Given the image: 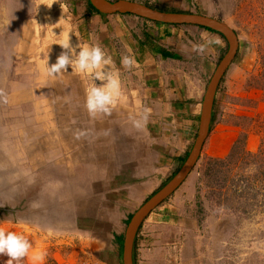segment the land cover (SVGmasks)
I'll use <instances>...</instances> for the list:
<instances>
[{
    "label": "rangeland",
    "instance_id": "obj_1",
    "mask_svg": "<svg viewBox=\"0 0 264 264\" xmlns=\"http://www.w3.org/2000/svg\"><path fill=\"white\" fill-rule=\"evenodd\" d=\"M134 1L221 20L238 43L217 85L199 158L144 219L134 264H264V0ZM39 3L0 0V89L8 98L0 103V227L30 240L21 264H123L129 216L175 174L184 155L163 151L170 145L163 136L174 126L164 131L152 112L145 122L139 96L124 92L126 108L116 102L111 115L92 116L86 91L100 81L71 68L45 74L48 56L54 63L62 51L57 43L68 35L74 46L89 41L75 7L85 0L53 3L63 5V31L43 7L47 0ZM176 27L181 56L212 63L206 89L227 41L208 43L201 27ZM194 44L209 45L208 52L194 51ZM135 121L144 137L132 140L127 129ZM79 131L86 135L77 139ZM7 261L0 256V264Z\"/></svg>",
    "mask_w": 264,
    "mask_h": 264
},
{
    "label": "crops",
    "instance_id": "obj_2",
    "mask_svg": "<svg viewBox=\"0 0 264 264\" xmlns=\"http://www.w3.org/2000/svg\"><path fill=\"white\" fill-rule=\"evenodd\" d=\"M75 7L83 24L87 25L83 34L88 44H99L106 56L111 58L109 69L119 75L123 89L121 96L124 97L125 93L128 98L134 94L139 96V110L147 109L148 113L156 114L155 119L158 121L152 120V123L160 120L158 124H161L164 131L174 126L168 139L166 133L163 136L164 141L169 140L170 143L168 149L163 151L178 157L184 155L186 144L198 129L204 81L212 63L199 57L198 61L193 60L189 54L181 56L183 49L177 46L179 41L175 42L172 37L177 25L155 21L149 23L147 19L131 13H96L89 10L87 0L83 6ZM201 33L208 39L221 37L206 29L201 30ZM207 47L205 50L208 52ZM210 49L213 50L212 46ZM126 55L135 61L131 69L122 66V57ZM122 97L117 103L119 107L125 105L126 108L129 102L122 100ZM133 125L128 127L127 137L132 140L138 136L143 138L142 126L138 128ZM136 240L137 234L134 238Z\"/></svg>",
    "mask_w": 264,
    "mask_h": 264
},
{
    "label": "water",
    "instance_id": "obj_3",
    "mask_svg": "<svg viewBox=\"0 0 264 264\" xmlns=\"http://www.w3.org/2000/svg\"><path fill=\"white\" fill-rule=\"evenodd\" d=\"M89 2L101 13H131L155 22L207 27L221 33L228 44L227 51L219 61L206 86L201 103L196 138L187 157L175 174L147 198L128 221L123 236L122 262L123 264H134L132 256L134 238L141 223L154 208L161 204L181 185L199 158L200 150L209 132L215 91L221 76L232 62L237 51V37L234 30L223 21L202 14L159 10L134 0H89Z\"/></svg>",
    "mask_w": 264,
    "mask_h": 264
},
{
    "label": "clouds",
    "instance_id": "obj_4",
    "mask_svg": "<svg viewBox=\"0 0 264 264\" xmlns=\"http://www.w3.org/2000/svg\"><path fill=\"white\" fill-rule=\"evenodd\" d=\"M57 0H52L51 4H45L51 7ZM43 4V3H41ZM61 5V4H60ZM61 8L64 11L63 5ZM10 23V22H9ZM208 43H215L222 46L219 37L210 39ZM62 51L56 57L54 63L49 64V56L45 65L44 72L47 76L55 77L64 72H77L79 74H88L99 84H93L86 91L85 107L90 115L95 116L98 113L111 115L117 100L121 96V81L118 73H113L109 69L111 58L106 56L105 51L99 44H76L70 42V37L63 39L59 43ZM193 50L198 53L205 51V45H193ZM122 66L131 69L135 61L130 56H123L121 60ZM0 103H8V98L3 89H0ZM148 111L145 110L143 119L146 122ZM135 126L140 127V121H135ZM86 132L79 131L76 138L85 136ZM32 244L30 240L22 233L7 230L0 227V256L8 258L7 264H21L30 252Z\"/></svg>",
    "mask_w": 264,
    "mask_h": 264
},
{
    "label": "bare ground",
    "instance_id": "obj_5",
    "mask_svg": "<svg viewBox=\"0 0 264 264\" xmlns=\"http://www.w3.org/2000/svg\"><path fill=\"white\" fill-rule=\"evenodd\" d=\"M51 0H47L48 4H51L50 3ZM23 3H25V1H23ZM40 3H41V0H40ZM39 3V4H40ZM38 4V3H37ZM53 5V4H52ZM55 5V4H54ZM45 9H47L48 11H50L51 15L53 16V20L55 21L56 24L59 25V28L63 31V30H67V28L64 26L63 22H62V15H63V11L62 9H54V8H49L47 5L46 6H43ZM17 8V7H16ZM43 8V9H44ZM20 9V8H19ZM26 9V7H25ZM40 9V8H39ZM41 10V9H40ZM42 15H46V13L42 14ZM42 25V24H41ZM47 25V24H46ZM54 25V24H53ZM56 27V26H55ZM49 28V27H48ZM47 29V28H46ZM43 31V29H42ZM33 32V31H32ZM44 32V31H43ZM31 33V32H30ZM35 33V32H34ZM23 34V33H22ZM51 35V34H50ZM63 35V34H62ZM56 36V35H55ZM20 37V36H19ZM49 37V35H48ZM66 37V36H65ZM31 38V37H30ZM49 39V38H48ZM73 39V37H72ZM21 40V39H20ZM25 40V38H24ZM33 44V43H31ZM59 45V44H58ZM51 53V52H50ZM56 57V56H55ZM50 59V58H49ZM39 65V64H38ZM40 77V76H39Z\"/></svg>",
    "mask_w": 264,
    "mask_h": 264
},
{
    "label": "trees",
    "instance_id": "obj_6",
    "mask_svg": "<svg viewBox=\"0 0 264 264\" xmlns=\"http://www.w3.org/2000/svg\"><path fill=\"white\" fill-rule=\"evenodd\" d=\"M110 1H115V0H110ZM87 6H88V8H89L90 11H93V12H96V13H101V12H99L96 8H94V7L91 5V3L89 2V0H87ZM158 9H159V10H164V11L177 12L176 10H167V9H163V8H158ZM173 25H178V24H173ZM198 27H201V28L206 29V30H208V31H211V32L217 33V34H219L222 38H224L223 35H222L221 33L217 32V31H214V30H212V29H210V28L203 27V26H198ZM213 116H214V114L212 113V114H211V121H212V119H213ZM209 129H210V128H209ZM187 155H188V153L185 152L184 156H182L181 158H179V159H180V162H181L180 165H179V167L181 166V164L183 163V161L185 160V158L187 157ZM215 160H216V159H215ZM177 170H178V169H177ZM173 175H174V174H173ZM173 175H172V176H173ZM172 176H171V177H172ZM171 177H170V178H171ZM170 178H169V179H170ZM169 179H168V180H169ZM168 180H167V181H168ZM163 185H164V184H163ZM153 193H154V192H153ZM153 193H152V194H153ZM152 194H151V195H152ZM151 195H150V196H151ZM150 196H149V197H150ZM149 197H148V198H149ZM130 218H131V216H129V219H130ZM134 259H135V258H134V251H133V262H134Z\"/></svg>",
    "mask_w": 264,
    "mask_h": 264
},
{
    "label": "built area",
    "instance_id": "obj_7",
    "mask_svg": "<svg viewBox=\"0 0 264 264\" xmlns=\"http://www.w3.org/2000/svg\"><path fill=\"white\" fill-rule=\"evenodd\" d=\"M89 264H107V263L100 261V262H93V263H89Z\"/></svg>",
    "mask_w": 264,
    "mask_h": 264
}]
</instances>
